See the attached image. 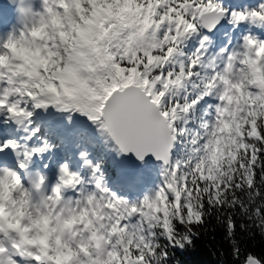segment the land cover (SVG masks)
Here are the masks:
<instances>
[{
    "label": "snow or ice",
    "instance_id": "obj_1",
    "mask_svg": "<svg viewBox=\"0 0 264 264\" xmlns=\"http://www.w3.org/2000/svg\"><path fill=\"white\" fill-rule=\"evenodd\" d=\"M21 4L20 26L0 32V120L28 135L0 128V154L53 150L33 125L55 113L83 164L69 153L34 209L0 214V264H169L213 220L238 258L239 233L264 234V0ZM77 117L109 150L154 157L160 180L132 198L114 190Z\"/></svg>",
    "mask_w": 264,
    "mask_h": 264
},
{
    "label": "trees",
    "instance_id": "obj_2",
    "mask_svg": "<svg viewBox=\"0 0 264 264\" xmlns=\"http://www.w3.org/2000/svg\"><path fill=\"white\" fill-rule=\"evenodd\" d=\"M241 254L232 255L231 241L227 239L223 227L214 220L199 230L192 246L186 249H170L169 264H244L248 255H254L264 262V234L259 229L237 235Z\"/></svg>",
    "mask_w": 264,
    "mask_h": 264
},
{
    "label": "clouds",
    "instance_id": "obj_3",
    "mask_svg": "<svg viewBox=\"0 0 264 264\" xmlns=\"http://www.w3.org/2000/svg\"><path fill=\"white\" fill-rule=\"evenodd\" d=\"M15 6L20 16L19 9L24 5L20 2ZM18 22L14 26L19 27ZM17 126L21 129L24 127ZM12 152L15 157L14 165L0 160V214L15 215L26 203L31 204L34 209L38 197L46 193L50 179L48 172L39 167H33L36 158L43 159L47 152L35 158L31 154L26 155V150L22 147L13 149ZM62 166V164L59 165V167Z\"/></svg>",
    "mask_w": 264,
    "mask_h": 264
},
{
    "label": "rangeland",
    "instance_id": "obj_4",
    "mask_svg": "<svg viewBox=\"0 0 264 264\" xmlns=\"http://www.w3.org/2000/svg\"><path fill=\"white\" fill-rule=\"evenodd\" d=\"M257 30H258V28H257ZM257 30L255 29V31H257ZM112 153H113L114 155L118 156V154H117L115 151H112ZM145 172H146V174L143 175V177H141V178L139 179V180L142 181V182L138 183V187L143 186L144 183H146L147 180H148V171H147V169H145ZM122 174H123V173H122ZM141 194H142V192H141ZM139 195H140V194H139Z\"/></svg>",
    "mask_w": 264,
    "mask_h": 264
},
{
    "label": "bare ground",
    "instance_id": "obj_5",
    "mask_svg": "<svg viewBox=\"0 0 264 264\" xmlns=\"http://www.w3.org/2000/svg\"><path fill=\"white\" fill-rule=\"evenodd\" d=\"M227 2H232V3H239L238 1H235V0H226ZM220 35L219 33H215V39L217 40V42H220V39H218V36ZM262 35H263V33H262ZM82 117H80L79 119H81ZM87 121V120H86ZM85 125H91L88 121H87V123H85ZM94 130H95V132H96V134H98V132H97V130H96V128H94ZM99 135V134H98ZM118 156H120L119 154H118ZM124 161V160H123ZM126 162V161H125ZM126 165V164H125Z\"/></svg>",
    "mask_w": 264,
    "mask_h": 264
},
{
    "label": "water",
    "instance_id": "obj_6",
    "mask_svg": "<svg viewBox=\"0 0 264 264\" xmlns=\"http://www.w3.org/2000/svg\"><path fill=\"white\" fill-rule=\"evenodd\" d=\"M127 158H129L131 161H133V162H140V161H138L137 160V158H136V156L135 155H133V154H127V155H125ZM147 159H153V160H155V158L154 157H152V156H149Z\"/></svg>",
    "mask_w": 264,
    "mask_h": 264
}]
</instances>
